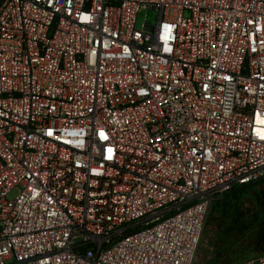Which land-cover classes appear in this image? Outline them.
<instances>
[{"label": "built area", "instance_id": "built-area-1", "mask_svg": "<svg viewBox=\"0 0 264 264\" xmlns=\"http://www.w3.org/2000/svg\"><path fill=\"white\" fill-rule=\"evenodd\" d=\"M263 180L264 0H0V264H195Z\"/></svg>", "mask_w": 264, "mask_h": 264}, {"label": "rangeland", "instance_id": "rangeland-1", "mask_svg": "<svg viewBox=\"0 0 264 264\" xmlns=\"http://www.w3.org/2000/svg\"><path fill=\"white\" fill-rule=\"evenodd\" d=\"M158 20L157 11L143 9L137 29L142 30L145 23L154 26ZM17 195L15 189L9 199ZM229 196L210 211L195 264H241L264 253V180Z\"/></svg>", "mask_w": 264, "mask_h": 264}, {"label": "trees", "instance_id": "trees-1", "mask_svg": "<svg viewBox=\"0 0 264 264\" xmlns=\"http://www.w3.org/2000/svg\"><path fill=\"white\" fill-rule=\"evenodd\" d=\"M244 188H246V187H244ZM239 189H243V188H239ZM236 190H237V189H236ZM234 191H235V190H234ZM234 191H233V192H234ZM233 192H232V193H233ZM230 194H231V193H230ZM230 194H229V195H230ZM229 195H227V196H229ZM227 196H226V197H227ZM226 197H225V198H226ZM225 198H223V199H221V200H218L217 202H215V203H214V205H213V206H215V205H216V203H218L219 201L221 202V201L225 200ZM230 198H231V197L229 196V197L227 198V200H226V201H229V199H230Z\"/></svg>", "mask_w": 264, "mask_h": 264}]
</instances>
